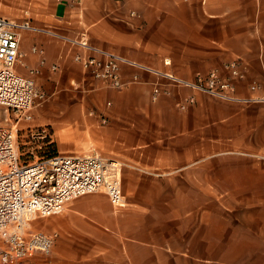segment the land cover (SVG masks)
<instances>
[{
	"label": "crops",
	"instance_id": "0c3cea01",
	"mask_svg": "<svg viewBox=\"0 0 264 264\" xmlns=\"http://www.w3.org/2000/svg\"><path fill=\"white\" fill-rule=\"evenodd\" d=\"M0 16L188 80L231 60L244 74L234 101L180 87L152 101L154 76L122 66L127 86L105 88L73 62L82 48L22 31L16 72L39 71L58 153L116 162L124 200L39 219L56 235L44 264H264V0H0Z\"/></svg>",
	"mask_w": 264,
	"mask_h": 264
},
{
	"label": "built area",
	"instance_id": "2783aa9c",
	"mask_svg": "<svg viewBox=\"0 0 264 264\" xmlns=\"http://www.w3.org/2000/svg\"><path fill=\"white\" fill-rule=\"evenodd\" d=\"M24 30L45 33L80 47L84 54H74L72 60L103 87L121 90L127 86L121 78V67L128 66L150 74L156 81L152 85L151 99L169 93V87H180L199 92L222 101H234V80L244 74L240 63L231 60L221 69L194 79L181 78L169 71H159L128 60L109 50L91 46L85 39H67L48 29L32 26L28 21L16 22L0 16V107L14 115L15 121L31 120L34 107L44 101L37 88V69L28 76L16 72L21 63L20 35ZM32 52L42 54L33 48ZM44 62L40 61L42 65ZM169 65L168 61H164ZM53 70L56 66L52 67ZM132 83L141 82L135 74ZM256 85H251L254 90ZM194 103L192 96L179 105L184 110ZM11 122L10 118H6ZM101 124H106L104 117ZM45 129L29 128L26 138H44ZM104 193L113 207L124 205L121 175L118 164L98 155L52 154L22 161L14 126L0 124V264H44L54 243L55 234L32 229L31 222L60 213L67 203L87 194Z\"/></svg>",
	"mask_w": 264,
	"mask_h": 264
},
{
	"label": "rangeland",
	"instance_id": "374dc122",
	"mask_svg": "<svg viewBox=\"0 0 264 264\" xmlns=\"http://www.w3.org/2000/svg\"><path fill=\"white\" fill-rule=\"evenodd\" d=\"M203 76V75H201ZM50 102L46 100L41 106L37 107L42 109L41 113L37 112V108L32 110L31 120H20L15 121L14 115L11 112H6L4 108L0 107V124L7 126H14L17 130V145L19 149V154L21 155L22 161H32L34 157H41L52 155L53 153H58L57 143L60 144L61 141V127L54 126L52 128L51 124L46 122L44 109ZM10 118L12 121L7 122L6 118ZM45 129L44 138H26L25 133L29 129ZM62 153L61 151H59ZM42 219V218H39ZM35 219L31 222L32 229L35 228V223L39 220ZM229 251H232L230 246Z\"/></svg>",
	"mask_w": 264,
	"mask_h": 264
},
{
	"label": "trees",
	"instance_id": "16d2710c",
	"mask_svg": "<svg viewBox=\"0 0 264 264\" xmlns=\"http://www.w3.org/2000/svg\"><path fill=\"white\" fill-rule=\"evenodd\" d=\"M53 154H56V153H53Z\"/></svg>",
	"mask_w": 264,
	"mask_h": 264
}]
</instances>
